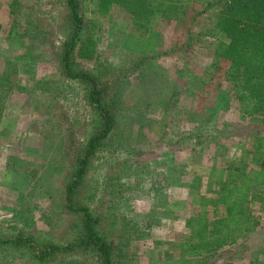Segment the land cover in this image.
I'll return each instance as SVG.
<instances>
[{
	"label": "rangeland",
	"instance_id": "obj_1",
	"mask_svg": "<svg viewBox=\"0 0 264 264\" xmlns=\"http://www.w3.org/2000/svg\"><path fill=\"white\" fill-rule=\"evenodd\" d=\"M12 1L0 0V236L21 233L66 244L80 232L74 229L78 220L61 211V184L73 169L61 153L62 141L67 130L81 145L96 131L98 118L84 85L62 78L57 69L67 37L64 0H18L19 23L37 15L54 31V48L44 52L19 36V24L11 27ZM202 9V1H193L181 20L155 18L146 32L119 8L97 17V60L87 69L109 68L114 79L146 56L144 66L159 87L155 101L142 100L131 78L135 83L123 89L128 118L120 117L88 171L94 194L87 203L104 216L100 230L114 243L115 264H264V217L254 232L209 255L169 250L217 181L230 176L226 168L232 172L246 159L253 137L264 133L262 119L243 117L230 100L234 87L206 74L223 38L215 32L214 12L199 15ZM86 10L87 18L94 17ZM200 87L202 99L196 96ZM221 124L231 126L229 132L219 135ZM197 140L205 142L197 146ZM205 208L210 216L217 211ZM88 254L60 257L77 255L90 264ZM0 264L57 260L41 263L28 252L0 249Z\"/></svg>",
	"mask_w": 264,
	"mask_h": 264
},
{
	"label": "trees",
	"instance_id": "obj_2",
	"mask_svg": "<svg viewBox=\"0 0 264 264\" xmlns=\"http://www.w3.org/2000/svg\"><path fill=\"white\" fill-rule=\"evenodd\" d=\"M86 1L88 9L85 8ZM193 1L196 0H64L68 13L62 26L67 37L57 58V69L62 78L84 85L88 103L98 118L96 131L81 145H77L66 130L61 147L62 155L73 166L61 184V211L78 220L74 229L80 232V236L76 241L56 244L17 233L15 236H0V249L28 252L36 262L41 263L55 259L57 264H85L88 261L77 255L68 260L60 256L88 252L94 259L90 264H115L114 243L100 230L104 216L93 212L87 203L94 194V188L88 184V171L92 158L106 144L120 117L128 118L125 115L129 114L131 107L124 100L123 89L132 85L131 78L137 80L142 100L155 101V91L159 87L144 66L149 60L146 56L136 57L138 60L127 68L126 73L122 72L114 79L108 76L111 73L109 68L101 67L97 71L87 69L97 60L100 40L95 31L99 24L97 17L107 16L114 8H119L131 16L135 27L146 32L155 18L181 20ZM200 1L203 2V9L199 15L213 11L215 32L223 38L214 48L206 74L234 87L230 100L237 104L243 117L262 119L264 122V0ZM48 4L51 2L47 0ZM9 6L11 27L19 24V36L27 38L39 52L53 50L54 31L43 26L37 15H28L23 24L19 23L17 10L20 9V2L13 0ZM85 10L94 17L87 18ZM136 69L142 70L134 74ZM203 91L200 87L196 96H202ZM198 109L201 110L197 106L195 111ZM230 127L221 124L216 132L223 135L229 132ZM204 142L197 140L196 144L203 145ZM229 168L226 171L230 176L217 181V187L210 190L206 201L203 199L202 207L185 220L184 232L168 243L171 252L178 251V255L184 257H202L256 230L264 217V133L253 137L246 159L235 165L232 172L228 171ZM207 205L217 210L212 216L205 208ZM170 251L165 252L166 257L171 256Z\"/></svg>",
	"mask_w": 264,
	"mask_h": 264
}]
</instances>
